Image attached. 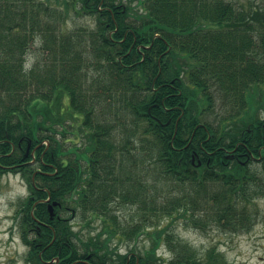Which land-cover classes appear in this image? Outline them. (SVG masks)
Listing matches in <instances>:
<instances>
[{
	"label": "trees",
	"instance_id": "16d2710c",
	"mask_svg": "<svg viewBox=\"0 0 264 264\" xmlns=\"http://www.w3.org/2000/svg\"><path fill=\"white\" fill-rule=\"evenodd\" d=\"M9 172L29 188L14 217L31 264H126L113 241L142 235L150 247L129 264H231L171 226L237 234L259 215L264 2L0 0ZM49 198L60 204L53 219ZM116 202L134 213L122 219Z\"/></svg>",
	"mask_w": 264,
	"mask_h": 264
},
{
	"label": "rangeland",
	"instance_id": "374dc122",
	"mask_svg": "<svg viewBox=\"0 0 264 264\" xmlns=\"http://www.w3.org/2000/svg\"><path fill=\"white\" fill-rule=\"evenodd\" d=\"M236 2L238 5L250 8L255 5L263 4L264 0H230ZM80 23L89 22V20H77ZM74 22V21H73ZM71 22L67 26L70 30L75 22ZM37 49V44L32 45L31 51ZM220 107L217 108L220 114ZM212 120L217 119L216 116L211 117ZM141 170V168H140ZM29 195L28 184L21 175V173L9 172L0 175V264H31L26 261L28 247L25 245L21 237L19 225L15 219L16 202L19 199L25 198ZM120 202L115 204V213L126 220L130 214L134 213L135 207L121 205ZM256 209L259 213L253 228L249 232L243 233H223L217 228H208L202 230L196 227L189 226L183 221H176L171 226V230L184 240L191 243L199 251H205L212 246L219 248L226 259L231 264H264V199H259L256 202ZM72 215V211L68 213ZM79 222V223H78ZM76 231L81 230L82 234L86 235L89 232V227H84L78 217L72 219ZM170 220L166 219L162 224L169 225ZM95 227L94 233L101 228V222L93 223ZM115 253L125 255L131 253L138 255L150 247L149 240L145 235H142L136 244L119 242L118 239L113 241L115 246ZM131 249H136L131 251ZM164 248L159 250V254L164 253ZM166 257L170 254L165 253Z\"/></svg>",
	"mask_w": 264,
	"mask_h": 264
},
{
	"label": "water",
	"instance_id": "95a60500",
	"mask_svg": "<svg viewBox=\"0 0 264 264\" xmlns=\"http://www.w3.org/2000/svg\"><path fill=\"white\" fill-rule=\"evenodd\" d=\"M228 157H231V156H228ZM198 165H201V161H199ZM55 206H60V205L58 202H53V203L49 204V210L51 213V218H54V216H55V212H54Z\"/></svg>",
	"mask_w": 264,
	"mask_h": 264
},
{
	"label": "flooded vegetation",
	"instance_id": "af4514ba",
	"mask_svg": "<svg viewBox=\"0 0 264 264\" xmlns=\"http://www.w3.org/2000/svg\"><path fill=\"white\" fill-rule=\"evenodd\" d=\"M247 160V159H246ZM256 160V159H255ZM258 160H261V159H258ZM194 162V161H193ZM128 254V253H127ZM134 256V254H131V253H129V255H128V260H127V263L126 264H129L130 263V259L132 258ZM88 264H91V263H88Z\"/></svg>",
	"mask_w": 264,
	"mask_h": 264
}]
</instances>
